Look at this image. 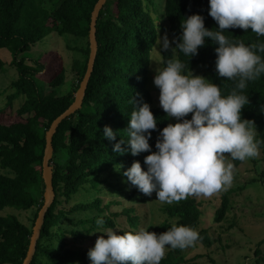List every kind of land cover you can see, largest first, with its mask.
Segmentation results:
<instances>
[{
  "label": "trees",
  "instance_id": "16d2710c",
  "mask_svg": "<svg viewBox=\"0 0 264 264\" xmlns=\"http://www.w3.org/2000/svg\"><path fill=\"white\" fill-rule=\"evenodd\" d=\"M97 1L0 0V50L6 48L12 55L9 63L0 57V73L6 64L16 71L10 84L12 92L6 95L5 106H0V115L9 110L19 118L10 123L0 121V166L12 172V175L0 173V264H22L27 255L32 228L44 203L45 135L53 120L73 103L85 75L90 53L91 14ZM155 1L107 0L100 10L96 25L98 52L82 106L59 124L53 136L51 165L55 199L46 213L31 264H42L43 260L49 264H90L88 251L91 248L78 246V242L97 229V218L104 219V228H114V218L118 216L110 210L114 200L104 201L101 196L104 185L127 200L137 195L136 191L125 189L118 179L134 161H139L146 170L144 157L149 153L119 155L112 149L121 137L127 139L125 129L135 110L132 97L147 102L157 118L158 128L149 141L153 151L159 130L171 122L160 106H153L147 88L151 54L158 39L157 18L149 10L153 6L156 9ZM162 7L172 39L179 37L181 23L193 14L204 17L206 28L217 30L218 25L209 15V0H164ZM53 33L70 34L85 41L84 46L76 47L82 54L81 59L75 60L77 82L69 92L61 95L56 89L67 77L63 56L55 50L43 51L39 58L26 55ZM223 34L245 45L264 43V37H257L251 29L247 32L229 29ZM216 47L218 45L206 39L198 55L192 58L179 49L163 52L162 68L175 54L185 65V74L205 68L210 82L219 85L222 95L226 96L235 83L217 77ZM258 54L264 58V53ZM42 82L51 88L50 91L44 90ZM243 94L248 96L249 103L242 109V118L250 120L254 139L264 155V74L249 81ZM187 118L190 119V115ZM106 125L118 133L116 141L103 136ZM81 192L91 193V198L74 201L72 197ZM229 194L230 191L222 193L215 209L213 217L217 223L230 209ZM201 205L191 196L179 203L167 204L161 209L165 219L146 228L160 234L175 220L178 225L189 226L199 233L196 243L210 247L213 240L206 229L201 228ZM7 207L36 208L32 225L21 221L16 214H3ZM133 211L127 209L131 228L120 229L121 234L135 231L138 226V216L131 215ZM180 252L181 249L168 251L160 264H180ZM255 253L260 255L256 264H264V254L259 249Z\"/></svg>",
  "mask_w": 264,
  "mask_h": 264
},
{
  "label": "clouds",
  "instance_id": "9594fccd",
  "mask_svg": "<svg viewBox=\"0 0 264 264\" xmlns=\"http://www.w3.org/2000/svg\"><path fill=\"white\" fill-rule=\"evenodd\" d=\"M209 15L217 30L206 28L204 17L193 14L181 23L179 37L170 41L165 33L156 44L162 52L179 49L192 58L206 39L214 42L218 45L217 77L235 83L230 94L222 95L219 85L202 75L185 74V65L173 54L162 69H156L153 83L165 116L176 122L159 130L153 151L149 141L158 128L157 118L147 102L132 97L135 110L125 129L127 139L121 137L112 149L119 155L149 153L144 157L146 170L134 161L122 175L141 194L151 197L155 193L162 204L179 203L189 196L211 197L226 190L234 178V165L226 163V154L232 161L259 154L255 133L250 120L242 118V109L249 103L243 94L248 82L264 74V58L258 54L264 53V43L245 45L223 33L251 29L257 37H264V0H209ZM117 135L110 126L104 127L103 136L109 141H116ZM95 224L98 230L93 233L100 235L88 251L90 264H160L166 248L183 250L199 240L196 230L175 220L160 234L147 228L121 234L119 229L104 228L103 218Z\"/></svg>",
  "mask_w": 264,
  "mask_h": 264
},
{
  "label": "rangeland",
  "instance_id": "374dc122",
  "mask_svg": "<svg viewBox=\"0 0 264 264\" xmlns=\"http://www.w3.org/2000/svg\"><path fill=\"white\" fill-rule=\"evenodd\" d=\"M163 1V2H162ZM156 9L150 7L151 14L157 19L158 37L167 33L169 40L172 36L168 29V22L163 17V3L164 0H156ZM85 41L79 40V37L70 34H63L61 36L53 33L46 36L42 41L37 43L33 49L26 53V55L40 57L43 51H58L64 58V64L67 68V77L65 83L56 89L61 95L69 92L73 85L77 82V73L75 68L76 59H81L82 54L76 50V47L84 46ZM174 47V44L172 45ZM0 57L9 63L12 55L8 49L0 50ZM7 64L0 73V106L4 107L6 104V95L12 92L10 87L12 79L16 71L13 67ZM163 66V52L159 47H154L151 54V64L148 72L147 88L153 98V106H160L159 104V89L153 83L156 69L160 70ZM195 75H202L206 78L207 72L205 68L199 67L193 70ZM44 90L50 91L45 83ZM20 100L15 102L17 107ZM190 119H191V114ZM19 120L18 116L9 110L0 115V121L10 123ZM174 119L171 123H175ZM254 131V129H253ZM255 133V132H254ZM232 163L233 181L230 187L226 190L219 191L211 197L191 196L195 197L200 202L202 209L201 228L206 229L208 235L213 240L210 247L204 246L201 243H195L194 246L181 250L179 254L180 264H256V250L259 249L264 254V155L259 149V154L254 158H249L245 161H232L230 156L226 154V163ZM129 168V167H128ZM0 173L12 175L8 169L0 166ZM119 183L128 191H136L137 195L131 200H127L114 191H111L104 185L101 196L104 201L114 200L110 210L117 213L115 217L116 225L113 229H128L131 228L127 209H133V214L138 216V226L135 231L146 228L149 224H158L165 219V215L161 211L162 207L167 204H162L157 200L156 194L153 193L151 197L141 194L134 186L126 182L127 178L121 175L118 179ZM230 191V209L226 217L219 223L214 221L215 209L220 204L221 195L223 192ZM91 193L81 192L74 195L72 198L75 201L85 198H91ZM145 198V200H143ZM73 201V202H74ZM144 201V202H143ZM72 203V201H71ZM71 203L66 207H70ZM174 204V203H173ZM36 208L31 210H19L12 207H7L3 214H16L18 218L26 223L32 225V218ZM204 210V211H203ZM65 225L70 227V224L65 222ZM97 231L94 229L88 234L87 238L78 242V246L84 248H92L95 245L96 239L100 233H93ZM173 250L170 247L166 248L165 255L168 251ZM42 264H49L43 260Z\"/></svg>",
  "mask_w": 264,
  "mask_h": 264
},
{
  "label": "water",
  "instance_id": "95a60500",
  "mask_svg": "<svg viewBox=\"0 0 264 264\" xmlns=\"http://www.w3.org/2000/svg\"><path fill=\"white\" fill-rule=\"evenodd\" d=\"M107 0H98L93 8L91 14L90 22V31H89V43H90V53L87 63V69L85 75L80 83V86L75 94V99L73 103L58 117H56L51 123L49 129L46 132V146L44 150V156L42 161V178L45 184L44 191V203L38 212V216L35 220V223L32 228V235L30 238V244L27 251V255L22 264H31V261L34 257V254L37 249V242L40 238L41 230L45 221L46 213L49 207L52 205L55 199V189L53 184V166L51 165V159L53 156V136L57 131L59 124L70 115L75 113L78 109L81 108L83 99L85 96V91L88 85V82L91 78V74L94 68L96 55L98 52V42L96 37V25L99 17L100 10L104 6Z\"/></svg>",
  "mask_w": 264,
  "mask_h": 264
}]
</instances>
